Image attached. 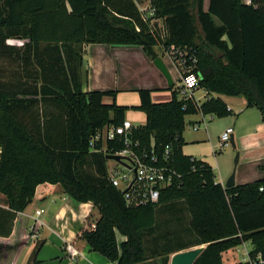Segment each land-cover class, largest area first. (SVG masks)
<instances>
[{"label": "trees", "instance_id": "trees-1", "mask_svg": "<svg viewBox=\"0 0 264 264\" xmlns=\"http://www.w3.org/2000/svg\"><path fill=\"white\" fill-rule=\"evenodd\" d=\"M148 1L146 15L138 8L143 0H0V195L9 212L0 236H9L16 214L48 183L92 203L99 217L81 238L110 262L169 264L170 254L201 245L193 264H223L224 252L245 243L250 258L264 255V177L225 189L206 162L182 152L186 116L233 114L221 95L243 97L264 127V0H209L207 11L204 0ZM87 44L136 46L153 60L155 46L194 56L202 102L174 91L170 101L153 103L150 90L137 91L133 110L146 119L130 130L132 148L152 150L160 161L168 146V166L179 175L157 204L129 207L109 183L105 157L123 148L122 138L89 146L129 108L102 102L115 91H82ZM117 232L125 238L120 244ZM183 234L190 239L182 241ZM35 242L26 264H38L42 242Z\"/></svg>", "mask_w": 264, "mask_h": 264}, {"label": "crops", "instance_id": "crops-1", "mask_svg": "<svg viewBox=\"0 0 264 264\" xmlns=\"http://www.w3.org/2000/svg\"><path fill=\"white\" fill-rule=\"evenodd\" d=\"M208 5L209 0H204V11H207ZM148 7V0H143L142 3L138 4L139 10L146 15L149 14ZM154 22H157L159 27L162 26L161 21L155 20ZM18 42V46H20L22 41L19 40ZM153 51L157 55L156 58H159L165 65L171 79V86L168 85L166 78L154 66L153 59L148 57L140 47L87 44L83 48L80 71L82 91H115V99L106 96L103 97L102 102L111 104L115 101L117 105L129 108L125 113V119L129 120L133 126L143 125L146 119L145 114L133 110L139 105L137 91L150 90L151 101L153 103H163L171 100L172 92H178L180 85L179 70L168 53L158 46H155ZM193 96L197 101L202 102L206 93L198 89ZM212 96L217 97L214 94ZM219 97L234 113L233 117L227 116L219 119L227 122L222 129V133L227 128H232L233 132L230 137L234 141V147L232 146V148L234 151H238L239 154L237 163L238 165L241 164V167L238 173L235 174L234 185L263 178L264 127L261 118L259 123L254 120V124L244 128L242 119L249 115L251 117L253 115L252 110L255 108H247L243 97L224 95ZM210 120H212V116L201 114L185 117L182 152L186 156L206 162L212 168L215 182L225 188L232 165L227 166L225 170L224 166H219L218 157L215 156V153L218 151L221 153L223 149L219 150L220 136H218L216 142V139L209 134L206 122ZM188 123L190 124L187 125ZM201 124L204 125L203 128ZM193 126H198V129H193ZM226 154L233 156L232 151H228ZM4 199L5 197L0 195V223H3L6 218L9 219V212ZM39 210L43 212L37 216L36 211ZM98 217L99 214L91 202L80 203L75 201L64 192L59 184H39L35 189L31 203L23 212L16 214L12 223H7L11 224L9 236H0V264L30 263V257L36 242L34 240L30 241L28 235L29 228L36 224L35 220L39 222L37 241L42 242V247L37 254L38 264H46L47 261L48 264H116L99 253L91 251L85 240L81 238L82 232L91 230ZM116 240L120 244L125 238L117 232ZM245 244L224 252L222 254L223 264L237 263V261H233V255L229 253L231 251L239 252L238 248L240 247L246 249ZM67 246L76 254L74 258H70ZM46 247H50L49 251L52 259L41 257V253ZM197 248L204 249L205 245L175 252L170 254L169 259L177 253ZM156 259L158 261L151 260L142 264H150L151 262L160 264L159 258Z\"/></svg>", "mask_w": 264, "mask_h": 264}, {"label": "built area", "instance_id": "built-area-1", "mask_svg": "<svg viewBox=\"0 0 264 264\" xmlns=\"http://www.w3.org/2000/svg\"><path fill=\"white\" fill-rule=\"evenodd\" d=\"M251 1L241 0L245 5L251 4ZM13 41L17 42V40ZM168 55L180 73L178 98L187 99L194 94L193 92L196 91L198 84V77L192 72L195 63L194 56L189 55L186 51L174 48L171 54L168 53ZM188 61H190V64H188ZM132 127V123L126 119L117 127H104L90 139L89 146L94 148L95 143L101 142L104 145L107 141H114L117 137L122 138L123 148L117 151L112 149L110 153H107V155H115L121 158L120 162L107 160L106 174L109 183L122 193L123 199L129 207H137L148 203L157 204L160 190L175 184L176 179H179V175L168 166L170 156L168 146L164 148L160 161L152 150L141 153L134 151L132 146H136V143H132L130 140ZM193 129H198V126H193ZM232 132V128L229 127L220 135L219 150H222L230 142ZM101 151L105 152V148H102ZM42 212V210L36 211V215L38 216ZM35 223L29 228L30 241H37L38 238L37 226L39 222L35 220ZM67 250L70 258L76 256L69 246H67ZM243 251L242 262L264 264V255L257 254L254 258H250V251L245 248H243Z\"/></svg>", "mask_w": 264, "mask_h": 264}, {"label": "rangeland", "instance_id": "rangeland-1", "mask_svg": "<svg viewBox=\"0 0 264 264\" xmlns=\"http://www.w3.org/2000/svg\"><path fill=\"white\" fill-rule=\"evenodd\" d=\"M144 7V6H143ZM147 13V12H146ZM9 43H13V44H10V45H19L18 41H10L9 40ZM8 43V44H9ZM172 66V65H171ZM173 67V66H172ZM172 69V68H171ZM174 69V67H173ZM253 112V115L250 117L249 116H245L242 120H243V127L246 128L247 126H250L251 124H254L255 121H258V123L260 122V115H259V112L254 109L252 110ZM255 115V116H254ZM234 116V113L233 114H230L229 117H233ZM256 117V118H255ZM208 119V118H207ZM206 126L208 128V131H209V134L211 137H213L214 139H216V142L218 141V136L221 135L222 133V129L224 128L225 124L227 123L226 121L224 120H219L218 118L216 117H213L212 116V120H210L209 122H206ZM190 123H188L187 125H189ZM231 126V125H230ZM201 127L203 128L204 125L201 124ZM217 147V146H216ZM228 151H232L233 153V156L231 155H228L226 154ZM215 156L218 157L217 160H218V163H219V166L223 167L224 166V170L226 169L227 166H229L230 164L232 165V170L231 172L229 173L227 179H229V177L234 174V178H235V174L238 173V171L240 170V167H241V164L238 165V163L235 165V159L236 157L238 156V159H239V154H238V151H234L233 148H232V145L230 144V142H228L227 146H225L223 148V150L221 151H218L217 153H215ZM227 174V173H226ZM226 179V180H227ZM173 226H177L176 224H170V227L173 229ZM30 235V234H29ZM28 235V236H29ZM190 235L189 234H183L181 236V239L182 241H187L188 239H190ZM28 238V237H27ZM245 247L247 249V251H250L251 250V246L249 243L245 244ZM49 248L50 247H46L43 252L41 253V257H50V251H49ZM240 251L239 252H232L229 253V254H232L233 255V261H237V262H240L241 261V256L243 255V249L242 247L238 248ZM5 258V257H4ZM3 258V259H4ZM52 259V257H50ZM6 259V258H5ZM10 258L8 257V260ZM160 260V259H159ZM54 261V260H53ZM153 261H158V259L154 258ZM170 261V259H169ZM161 262V260H160ZM49 262L47 261L46 264H48ZM150 264H153V262H151ZM161 264V263H160Z\"/></svg>", "mask_w": 264, "mask_h": 264}, {"label": "water", "instance_id": "water-1", "mask_svg": "<svg viewBox=\"0 0 264 264\" xmlns=\"http://www.w3.org/2000/svg\"><path fill=\"white\" fill-rule=\"evenodd\" d=\"M153 64L160 71V73L166 78L168 85L171 86L172 84L171 79L163 62L159 58H155L153 60ZM230 144L234 147V141L232 138L230 139ZM105 159L114 160L116 162H120L121 160L119 156H115V155H106ZM237 162H238V156L235 159V165L237 164ZM233 186H234V174H232L225 183V189L231 188ZM201 252H202V248H197V249L177 253L170 258L169 264H193Z\"/></svg>", "mask_w": 264, "mask_h": 264}]
</instances>
